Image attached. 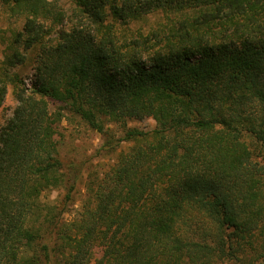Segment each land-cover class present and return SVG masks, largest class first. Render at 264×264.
Here are the masks:
<instances>
[{"label": "trees", "instance_id": "1", "mask_svg": "<svg viewBox=\"0 0 264 264\" xmlns=\"http://www.w3.org/2000/svg\"><path fill=\"white\" fill-rule=\"evenodd\" d=\"M0 7L23 19L0 73V107L9 84L18 103L0 119V264H264V0ZM30 58L27 85L10 69ZM49 99L108 152L133 142L71 219L81 170L64 171ZM146 117L153 129L128 125ZM54 183L69 185L59 203L42 199Z\"/></svg>", "mask_w": 264, "mask_h": 264}, {"label": "rangeland", "instance_id": "2", "mask_svg": "<svg viewBox=\"0 0 264 264\" xmlns=\"http://www.w3.org/2000/svg\"><path fill=\"white\" fill-rule=\"evenodd\" d=\"M58 2L66 8L68 13L72 12L75 0H58ZM155 17H151L148 21L134 22L133 28L145 27L146 29L155 21ZM23 19L10 17L0 7V73L5 68V61L12 49V34L20 30ZM17 48V45H14ZM35 63L32 58L28 59L25 64L17 65L10 69L11 73L19 72L24 78L27 85H31L34 80ZM18 105L12 86L8 85L3 105L0 107V119H5L14 112ZM49 108L51 112L60 110L63 114L62 118L57 122V133L55 138L58 142L59 157L64 163V171L69 164H75L81 173L78 182L72 192V198L68 203V211L65 214L67 219L74 217L87 200V181L93 173H99L111 164L118 151L128 149L133 142H121L116 152H108L104 149L106 141L104 135L90 127L84 122L80 116L72 113L67 108H63V104L49 99ZM129 126L138 127L145 130L153 129L156 126V120L153 117H146L142 120H131ZM106 126L113 129V134L119 138L122 134V128L112 120L106 119ZM264 162V160H263ZM69 185L62 183L52 184L42 196L44 201L58 203L63 200L68 191ZM101 249L96 248L95 257H99Z\"/></svg>", "mask_w": 264, "mask_h": 264}]
</instances>
